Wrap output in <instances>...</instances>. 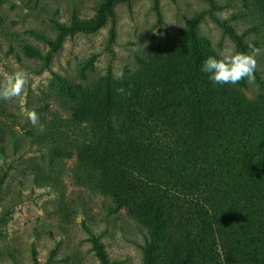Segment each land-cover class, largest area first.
Returning a JSON list of instances; mask_svg holds the SVG:
<instances>
[{"label":"trees","instance_id":"trees-1","mask_svg":"<svg viewBox=\"0 0 264 264\" xmlns=\"http://www.w3.org/2000/svg\"><path fill=\"white\" fill-rule=\"evenodd\" d=\"M133 1L100 0L93 18L57 24L45 55L25 46L26 56L48 62L67 37L107 24L114 43L116 7ZM209 14L196 13L172 44L142 59L134 78L63 85L73 121L92 128L79 161L97 173L94 187L115 211L126 209L148 230L145 264H264V103L247 100L244 80L213 85L200 71L217 55L197 33ZM91 242L111 264L99 240Z\"/></svg>","mask_w":264,"mask_h":264},{"label":"rangeland","instance_id":"rangeland-1","mask_svg":"<svg viewBox=\"0 0 264 264\" xmlns=\"http://www.w3.org/2000/svg\"><path fill=\"white\" fill-rule=\"evenodd\" d=\"M100 0H0V83L23 70V94L0 100V264H102L92 238L111 264H145L148 230L126 209L95 189L97 173L79 161L92 141L89 123H76L65 83L89 86L104 76L134 78L141 60L172 44L196 13L197 28L219 54L237 45L225 31L264 49V12L256 0H136L116 7V38L110 24L65 39L48 62L29 58L25 46L45 55L57 24L93 18ZM224 24L219 25L214 19ZM253 79L239 87L250 102L264 103V54ZM123 73L122 76H118ZM35 111L39 125L28 113ZM170 139L166 136V140ZM172 187V182L170 183Z\"/></svg>","mask_w":264,"mask_h":264},{"label":"clouds","instance_id":"clouds-1","mask_svg":"<svg viewBox=\"0 0 264 264\" xmlns=\"http://www.w3.org/2000/svg\"><path fill=\"white\" fill-rule=\"evenodd\" d=\"M250 52L237 51L234 47H226L217 55H210L200 65V71L207 75L213 85H236L242 80L253 79L256 69V58L264 54V49L249 44ZM119 73L118 76H122ZM28 74L20 70L0 83V100H10L23 94ZM28 119L35 127L43 130L39 124L40 117L35 111L28 113Z\"/></svg>","mask_w":264,"mask_h":264}]
</instances>
